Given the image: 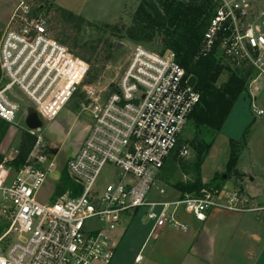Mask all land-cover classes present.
Returning <instances> with one entry per match:
<instances>
[{
  "label": "built area",
  "instance_id": "built-area-1",
  "mask_svg": "<svg viewBox=\"0 0 264 264\" xmlns=\"http://www.w3.org/2000/svg\"><path fill=\"white\" fill-rule=\"evenodd\" d=\"M210 2L214 11L203 35L206 47L217 43L224 56L249 64L253 74L246 93L250 110L261 116L256 95L264 86V10L251 0ZM87 69V62L52 37L45 18L19 0L0 37V75L6 80L0 87V119L12 124L17 118L20 106L7 96L12 87L43 120L51 119L81 87L91 124L66 161L75 188L53 195L49 202L36 199L54 167L40 135L11 179L0 163V192L9 209L5 234L13 231L16 238L5 255L0 249V264H111L117 247L113 232L140 210L152 231L170 227L186 232L184 214L203 222L212 208L264 209L234 188L201 197L163 198L166 189L157 175L199 100L171 50L136 45L107 89L84 84ZM36 130L27 132L35 135ZM179 154L186 156L188 148L181 146ZM106 165L115 169V181L98 191L95 183ZM141 258L138 253L134 259Z\"/></svg>",
  "mask_w": 264,
  "mask_h": 264
},
{
  "label": "rangeland",
  "instance_id": "rangeland-1",
  "mask_svg": "<svg viewBox=\"0 0 264 264\" xmlns=\"http://www.w3.org/2000/svg\"><path fill=\"white\" fill-rule=\"evenodd\" d=\"M19 0H0V37L7 26L9 17ZM29 6L33 13L45 18L47 26L54 27L51 22L55 16V7H62L72 13L81 16L88 24H78L72 27L70 32L81 41L100 38L96 53L99 56H92L91 63H88L87 73L83 78L84 84L93 85L99 89H107L108 85H114L121 73L124 63L130 51L141 45L152 51H163L154 38L151 42H138L119 38V32L115 27H127L131 21V14L137 7L140 0H22ZM256 8L264 10V0H251ZM59 19V20H58ZM57 19L55 28L61 27L60 17ZM51 20V21H50ZM56 24V22H55ZM74 25V26H75ZM54 38L57 30H50ZM107 41V42H105ZM113 44L112 53L108 58L102 60L100 55L105 54L109 49L105 44ZM117 43L122 47L114 51ZM95 53V55H96ZM6 80L0 75V87ZM113 87V86H112ZM264 87V86H263ZM263 88L257 93V101H263ZM20 106L17 118L14 123L9 124L6 135L1 146L3 163L15 157L17 150V138L21 131L27 128L24 124L25 108L32 106L31 102L17 88L10 90ZM86 99L79 87L66 102L55 112L51 119L40 118L41 127L36 130L35 138L40 135L46 146V155L54 159L53 170L46 176L44 182L36 192V199L39 202L52 200L55 183L61 171L65 169L66 161L80 147L88 127L91 123V116L88 110L84 109ZM232 109V110H231ZM226 116L219 134H217L208 151L200 159V175L203 182H208L211 177L217 174L227 173L226 160L229 157L231 143L229 139L239 140L245 130L246 142H239V152L236 172L232 173L230 179L224 182L223 188L237 189L240 194L249 200L264 205V115L254 116L250 110L249 97L246 89L240 93ZM193 137V130L188 119L183 132L178 140L174 151L166 158L157 178L165 187L163 196L170 199L175 196L171 184L179 179H186L190 175L183 173L179 160L195 159V153L190 140ZM17 140V141H16ZM188 148V154L181 156V146ZM178 160L175 175L168 178L169 170L167 160L172 156ZM8 179H11L15 172L7 169ZM66 171V169H65ZM67 173V172H66ZM236 174V175H235ZM115 181V169L111 165L104 166L95 183V188L101 191L103 187ZM236 181V184H234ZM211 193V190L208 191ZM212 218L205 224L211 227L203 232L195 240L190 249L192 254L200 258L208 259L207 264H264V209L259 211L233 212L222 208H214ZM0 223L6 225L0 236V249L5 255L9 248L16 242L15 233L5 232L9 226L8 203L3 199L0 192ZM150 223L143 216L142 210L134 216L126 226V230L119 242L117 250L112 257L111 264H174L170 257L182 259L188 264L190 254L185 252L188 246L182 244L177 247L176 242L185 243L190 238L188 232L170 230L148 238L144 247L140 250L142 259L135 261V255L139 252L140 246L147 236ZM219 227H224L223 229ZM5 234V235H4ZM182 240V241H180ZM184 247V248H182ZM192 250V251H191ZM202 263V262H200Z\"/></svg>",
  "mask_w": 264,
  "mask_h": 264
},
{
  "label": "trees",
  "instance_id": "trees-1",
  "mask_svg": "<svg viewBox=\"0 0 264 264\" xmlns=\"http://www.w3.org/2000/svg\"><path fill=\"white\" fill-rule=\"evenodd\" d=\"M213 11L210 0H140L131 14L129 25L114 29L119 32V38L132 41L148 43L156 38L162 50L168 49L174 53L185 76L195 78L193 88L198 93L199 100L189 116L193 130L190 145L195 153V159L179 160L183 173L190 175L186 179L178 178L171 184L179 197L185 195L201 197L209 190L213 193L215 190L222 189L224 182L236 172L239 142H246L247 127L239 140L229 139L231 149L225 163L227 173L214 175L208 182L201 180L200 159L208 151L215 136L219 134L226 116L240 93L246 89L253 74L246 62H238L224 56L217 43L206 47L203 35ZM54 14L52 21L50 20L54 23V27L47 26L50 30H57L54 39L63 44L72 54L90 64L92 56H99L96 50L101 37L81 41L70 30L76 27L77 23L82 25L88 23L81 16L62 7H55ZM59 17L61 27L55 28ZM105 46L109 49L105 54L100 55L102 60L112 53L113 44L108 43ZM8 126L7 122L0 119V141ZM34 140L35 137L26 130L21 131L16 144L17 154L3 162L5 167L14 171L22 167ZM3 158L0 154V162ZM177 162L175 155L168 158V178L177 173ZM68 188H75V186L63 169L55 183L54 195ZM5 226L0 223V236Z\"/></svg>",
  "mask_w": 264,
  "mask_h": 264
},
{
  "label": "crops",
  "instance_id": "crops-1",
  "mask_svg": "<svg viewBox=\"0 0 264 264\" xmlns=\"http://www.w3.org/2000/svg\"><path fill=\"white\" fill-rule=\"evenodd\" d=\"M14 87H12V88H10L9 90H8V92H7V96L9 97V98H11L12 100H14V97L12 96V95H10V90L11 89H13ZM263 94H264V87H263ZM71 98V97H70ZM16 101V100H15ZM256 101H257V96H256ZM17 102V101H16ZM261 109H263V114L262 115H264V96H263V101L262 100H260L259 101V99H258V104H257ZM232 108H233V106H232ZM26 109V108H25ZM232 110V109H231ZM231 110H230V112H231ZM229 112V113H230ZM25 115H26V111H25ZM25 115H24V118H25ZM91 124V123H90ZM90 126V125H89ZM89 128V127H88ZM8 129V128H7ZM7 131V130H6ZM5 135H6V132L4 133V135H3V137H2V139H1V141H0V154H2V155H4V153H3V151H2V146H1V143H2V140H3V138L5 137ZM18 137H19V135H18ZM17 140H18V138H17ZM16 140V141H17ZM15 150H16V146H15V148H14ZM77 151V150H76ZM75 151V152H76ZM58 179V178H57ZM174 192V197H173V199H176V198H179V194L174 190L173 191ZM170 199H172V198H170ZM214 208H212V209H210L208 212H207V214H206V219L203 221V222H199V221H196V220H194L191 216H189V215H186V214H184V215H181V218L188 224V229H187V231L186 232H188L189 233V235H190V238L187 240V241H185V243H183V241L182 240H180V241H182V242H176V243H174V244H177V247H181L182 246V244H184L185 246H188V248H187V250L185 251V252H188L189 254H190V257L189 258H185L186 260H188V264H207V263H209L208 261V259H206V258H200L199 256H197V255H195V254H192L191 252H190V249H192V247H193V245L194 244H196L195 243V240L198 238V236L203 232V230H205V229H208V228H211V227H205V224L212 218V216H213V214H214V210H213ZM136 215H138V213L136 214ZM135 215V216H136ZM134 217V216H133ZM133 217L131 218V220H130V222L132 221V219H133ZM129 222V223H130ZM128 223V224H129ZM127 224V225H128ZM126 225V226H127ZM118 227L114 232H113V234H112V236L114 237V239L117 241V247H118V245H119V242H120V240H121V238H122V236H123V234H124V231L126 230V228L127 227ZM220 228H224V227H219V229ZM170 230H177V229H173V228H170V227H162V228H160V229H157V230H154V231H152V227H151V224H150V226H149V230H148V233H147V236L145 237V239H144V241H143V243L141 244V246H140V249H139V252L138 253H140V250L144 247V245L146 244V242L148 241V238H150V237H154V236H156L157 234H160V233H163L164 231H166V232H168V231H170ZM179 231V230H178ZM179 232H182V231H179ZM183 233V232H182ZM117 247H116V249H115V252H116V250H117ZM182 248H184V247H182ZM192 251V250H191ZM115 252H114V254H115ZM137 253V254H138ZM136 254V255H137ZM135 255V256H136ZM114 256V255H113ZM142 259V258H141ZM170 259L171 260H173L174 261V264H184L183 263V261H182V259H179V258H175V257H170ZM200 262H202V263H200Z\"/></svg>",
  "mask_w": 264,
  "mask_h": 264
},
{
  "label": "water",
  "instance_id": "water-1",
  "mask_svg": "<svg viewBox=\"0 0 264 264\" xmlns=\"http://www.w3.org/2000/svg\"><path fill=\"white\" fill-rule=\"evenodd\" d=\"M121 47H122V43H117L114 47V51H117ZM194 81H195V78L193 76H189L187 84L189 86H193ZM25 111H26V115L24 118V124L26 128L29 130L39 129L41 127V121L35 109L32 106H27Z\"/></svg>",
  "mask_w": 264,
  "mask_h": 264
}]
</instances>
